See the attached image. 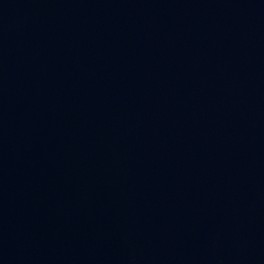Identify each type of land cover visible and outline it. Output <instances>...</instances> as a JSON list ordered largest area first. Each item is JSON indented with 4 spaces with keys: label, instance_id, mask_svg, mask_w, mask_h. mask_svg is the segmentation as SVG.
Here are the masks:
<instances>
[{
    "label": "water",
    "instance_id": "95a60500",
    "mask_svg": "<svg viewBox=\"0 0 264 264\" xmlns=\"http://www.w3.org/2000/svg\"><path fill=\"white\" fill-rule=\"evenodd\" d=\"M0 264H264V0H0Z\"/></svg>",
    "mask_w": 264,
    "mask_h": 264
}]
</instances>
